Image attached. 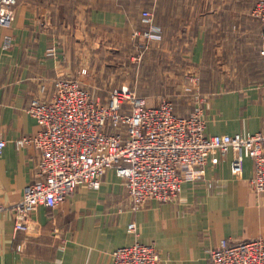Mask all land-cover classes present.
<instances>
[{"label":"crops","instance_id":"1","mask_svg":"<svg viewBox=\"0 0 264 264\" xmlns=\"http://www.w3.org/2000/svg\"><path fill=\"white\" fill-rule=\"evenodd\" d=\"M15 2L10 25L0 27V139L5 143L0 151V204L7 209L0 218V264H112L110 253L135 239L156 248L159 264H208L206 250L222 238H264V193L249 187L250 159H243L239 177L232 174L231 149L223 154L211 151L204 181L182 183L175 201H147L133 210L124 180L114 169H106L98 189L76 186L54 209L39 205L30 215L27 231H14L8 209L36 178V150L32 145L16 146L18 139L40 128L27 113L30 100H48L61 78L78 77L92 95L109 89L95 86V74L105 72L110 61L106 50L121 43L120 37L124 43L136 38L134 31L144 27L143 8L151 11L161 29L160 41L150 44L159 52L149 48L129 88L150 105L158 104L154 99L167 93L160 80L148 76L152 63L159 61L147 55L163 52L169 59L171 51H187L184 73L191 71L197 77L206 133L264 132L260 23L247 18L228 37L222 29L221 0ZM5 37L10 38L6 48ZM212 49L240 61L250 57L258 71L250 73L244 66L239 72L230 66L231 73L227 67L219 72L207 59V50ZM169 62L163 74L172 73ZM173 111L186 117L192 105L173 102ZM130 222L137 226L136 237L126 232Z\"/></svg>","mask_w":264,"mask_h":264},{"label":"built area","instance_id":"2","mask_svg":"<svg viewBox=\"0 0 264 264\" xmlns=\"http://www.w3.org/2000/svg\"><path fill=\"white\" fill-rule=\"evenodd\" d=\"M15 3L0 0V27L10 25ZM250 15L260 23L259 55L264 62V0L255 1ZM140 21L144 27L133 35L141 39L145 50L160 41L161 29L154 24L150 10L140 12ZM9 44L10 38L5 37L3 47ZM140 56H132V60L138 61ZM84 73L81 69L80 74ZM196 78L190 75L183 87L192 103L186 117L174 114L170 100L150 105L125 87L112 88L105 99L92 95L78 77L55 81L48 100L31 99L27 113L40 128L34 135L18 139L16 146L32 145L36 150V178L8 209L14 231H27L30 215L39 205L54 209L76 186L98 189L106 169H114L124 180L133 210L147 201H175L182 183L204 181L206 157L213 150L234 152L231 172L235 177L241 174L243 159H250L249 187L264 193V132L208 135ZM4 144L0 139V151ZM6 210L0 204V218ZM126 232L136 237V224L128 223ZM206 255L208 264H264V238H222ZM110 256L112 264L160 262L156 248L137 239L114 249Z\"/></svg>","mask_w":264,"mask_h":264},{"label":"rangeland","instance_id":"3","mask_svg":"<svg viewBox=\"0 0 264 264\" xmlns=\"http://www.w3.org/2000/svg\"><path fill=\"white\" fill-rule=\"evenodd\" d=\"M255 1L256 0H221L222 29L227 31L228 37H233L234 31H236L235 28L239 27L243 22L246 21L247 18H252L250 12ZM120 39L121 43H118L115 48L111 46L109 50H106L108 51L110 61L105 72L103 74H95V79L97 82L95 86L100 87L102 85L103 87L107 86L109 88L104 91L99 90L97 93H95V96L101 97L103 99L107 97L108 92L112 88L132 87L134 84L133 81L138 74V70L140 69L145 53L150 49H153V47L150 48L149 45L145 50H143V46L140 44V41L138 42L137 37L134 39L131 37L129 41H126L127 43H124L126 40L125 38H123L124 41L122 37H120ZM153 50H155L156 53L159 52L157 49ZM140 53L141 56L138 58V61L136 60L137 58L132 60V56L137 57V55ZM187 53V51L181 50L171 51V55L168 54L170 55L169 59L167 54H164L163 52H161V54L158 56H150V54L147 55L148 59L150 57L151 59L156 57L159 61L157 65L152 63L154 66L153 71L151 74H148V76L153 78L155 81L160 80L161 83L164 84L167 93L163 97L155 98V103L170 100L172 103L178 102L182 105H192L190 98L183 92L182 86V84L187 81V78L190 75H193L191 74V71L184 73ZM207 59L211 60V62L216 65V69L219 72H225V67H227L229 68L227 72L231 73L232 67L235 68V66L236 68H239V72H241V69L244 66L249 68L248 70L250 73L258 71L257 67H255L256 70L253 68L254 66L252 64V59L250 61V57L245 56V59L242 61L236 60L234 56L230 57L229 54L225 56L223 50L222 54H220L219 50L216 49L207 50ZM105 60H107V58H105L104 61ZM169 61L172 63V73L169 74V72H167L163 74L161 71L163 69L169 68ZM243 61L246 63L241 65V63H244ZM108 84H110V86ZM100 89H102V87Z\"/></svg>","mask_w":264,"mask_h":264},{"label":"trees","instance_id":"4","mask_svg":"<svg viewBox=\"0 0 264 264\" xmlns=\"http://www.w3.org/2000/svg\"><path fill=\"white\" fill-rule=\"evenodd\" d=\"M142 10H148V9H144V8H143ZM142 10H141V11H142ZM141 11H140V12H141Z\"/></svg>","mask_w":264,"mask_h":264}]
</instances>
